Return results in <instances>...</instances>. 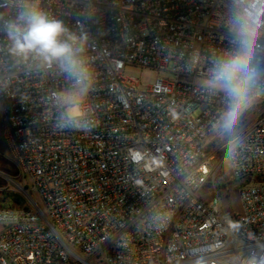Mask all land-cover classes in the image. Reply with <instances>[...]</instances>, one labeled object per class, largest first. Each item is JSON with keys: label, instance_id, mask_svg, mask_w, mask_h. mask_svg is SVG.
Returning <instances> with one entry per match:
<instances>
[{"label": "built area", "instance_id": "2783aa9c", "mask_svg": "<svg viewBox=\"0 0 264 264\" xmlns=\"http://www.w3.org/2000/svg\"><path fill=\"white\" fill-rule=\"evenodd\" d=\"M228 3L39 0L69 34L86 37L83 130L56 126L64 110L56 98L72 82L56 66L11 54L4 23L15 9L0 0V142L44 204L41 211L29 197L28 208H0V264L264 256V100L241 118L243 146L226 162V142L211 131L224 98L200 86L228 46ZM128 68L166 74L143 85ZM223 190H235L237 210H225Z\"/></svg>", "mask_w": 264, "mask_h": 264}, {"label": "clouds", "instance_id": "9594fccd", "mask_svg": "<svg viewBox=\"0 0 264 264\" xmlns=\"http://www.w3.org/2000/svg\"><path fill=\"white\" fill-rule=\"evenodd\" d=\"M15 9L5 21L11 54L20 61H34L39 67L56 66L72 82V89L56 98L64 110L56 126L60 129H88L79 105L92 86L84 55L86 37L69 34L63 23L44 11L39 0H11ZM228 46L217 52L200 86L209 93L222 94L224 106L212 124L215 138L225 141V161H236L243 141L239 124L243 115L264 100V0H229L224 18ZM198 59V57H197ZM157 225L163 217L156 218ZM197 264H205L203 259ZM245 264H264V256L249 257Z\"/></svg>", "mask_w": 264, "mask_h": 264}, {"label": "rangeland", "instance_id": "374dc122", "mask_svg": "<svg viewBox=\"0 0 264 264\" xmlns=\"http://www.w3.org/2000/svg\"><path fill=\"white\" fill-rule=\"evenodd\" d=\"M124 74L128 77L139 79L143 85H146L155 76H162L166 73L143 70L140 68H128L125 70ZM221 177H219L218 179L220 184L223 183V179ZM230 191L231 192H227V190L221 191V194H228L225 199L226 211L238 209V207L233 204V201L237 202L235 190ZM29 197L33 200L35 205L41 211H44V204L42 202V199L40 198V195L36 190L32 188L30 182L27 179H23L18 176V171L14 166L8 151L6 150L2 142H0V199L2 200L1 203L4 206H7L8 208H28L30 200ZM90 263L100 264L97 261H91Z\"/></svg>", "mask_w": 264, "mask_h": 264}, {"label": "trees", "instance_id": "16d2710c", "mask_svg": "<svg viewBox=\"0 0 264 264\" xmlns=\"http://www.w3.org/2000/svg\"><path fill=\"white\" fill-rule=\"evenodd\" d=\"M1 199H0V208H8L7 206H4L2 203H1Z\"/></svg>", "mask_w": 264, "mask_h": 264}]
</instances>
